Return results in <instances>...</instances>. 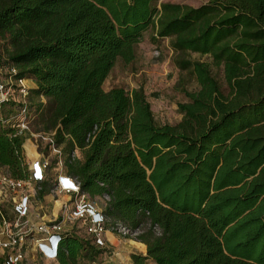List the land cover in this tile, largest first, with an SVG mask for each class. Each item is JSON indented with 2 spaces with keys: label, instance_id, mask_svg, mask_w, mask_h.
I'll return each mask as SVG.
<instances>
[{
  "label": "trees",
  "instance_id": "obj_1",
  "mask_svg": "<svg viewBox=\"0 0 264 264\" xmlns=\"http://www.w3.org/2000/svg\"><path fill=\"white\" fill-rule=\"evenodd\" d=\"M149 27L155 41L170 39L178 66L198 83L176 124L156 120L143 87L103 88L118 59L135 60ZM0 39L14 77L37 84L29 100L47 112L43 131L61 148L66 174L90 199L110 197L102 210L110 222L142 227L148 258L264 264V0L160 8L156 0H0ZM25 140L0 122V167L16 180L32 175ZM34 146L25 145L32 159ZM55 183L38 182V198ZM103 252L90 235L68 232L55 264H92Z\"/></svg>",
  "mask_w": 264,
  "mask_h": 264
},
{
  "label": "rangeland",
  "instance_id": "obj_2",
  "mask_svg": "<svg viewBox=\"0 0 264 264\" xmlns=\"http://www.w3.org/2000/svg\"><path fill=\"white\" fill-rule=\"evenodd\" d=\"M211 0H156L157 6L160 8L162 2L179 3L199 7L207 4ZM154 30L149 27L144 33L141 42L136 47V58L131 63H125L118 59L109 76L103 83V88L109 91L115 87H123L127 91L143 87L156 120L160 124H176L183 115L179 110V103L188 101L186 91H195L198 89V83L189 70L181 69L177 64L180 56L174 52L170 39H153ZM9 44L6 40L0 39V80H8L10 75V66L6 61V50ZM186 59L196 61H209L208 56H202L199 53L189 52L184 56ZM225 93L229 92L227 83L224 79L222 71L214 70ZM30 81L26 79L24 84L28 86ZM31 100H29L30 102ZM40 99H35L34 104L29 107V115L27 121L29 130L25 133L26 140L24 142L25 155L29 161L30 170L35 169L34 163L43 161L48 163L45 170V176L54 181L59 173H66L63 163L59 162L57 154L54 150L48 149V134L43 131L42 118L47 112L37 110ZM44 101H46L44 99ZM4 115H12L13 122L16 124L20 120L19 105H6L3 110ZM4 126H8L7 124ZM30 140L35 146L36 153L33 159L29 156L25 147L26 142ZM58 159V160H57ZM61 159V158H60ZM8 175V169L0 167V176ZM0 185H2L0 183ZM35 182L24 188L25 192L30 195L29 212L22 224L17 226L14 231L25 234V243L23 246L24 264H55V260H48L42 256L38 250V240L44 235L36 232L39 223L46 222L48 224L62 220L67 215V210L71 207L72 198L68 194L59 193L57 195L46 196L43 200L38 198V188ZM0 195V204L8 211L13 206L12 198L16 193L6 188ZM89 198V197H88ZM89 201L99 209L105 207L106 201L102 197H96ZM68 207V208H67ZM28 220V223L26 222ZM33 229V230H30ZM65 229L75 232L80 236L87 237L85 223L81 220L65 221ZM6 251V250H5ZM0 255V264H5L6 255ZM102 256L101 258H103Z\"/></svg>",
  "mask_w": 264,
  "mask_h": 264
},
{
  "label": "built area",
  "instance_id": "obj_3",
  "mask_svg": "<svg viewBox=\"0 0 264 264\" xmlns=\"http://www.w3.org/2000/svg\"><path fill=\"white\" fill-rule=\"evenodd\" d=\"M17 70L14 67L10 68L9 79L0 80V122L3 125H12L16 127L20 133H26L29 130V123L27 117L29 115V94L30 88L24 84L25 79H16L14 75ZM19 105L20 120L15 124L13 122V116L4 115L3 110L6 105L10 104ZM90 137V134L88 135ZM49 143L52 144V150L57 155H61V148L56 147L53 144L52 134H48ZM72 159L76 157V152L71 155ZM60 163H63V159H59ZM35 169L32 172L31 178L28 180H16L9 174L0 176V185L2 188H6L16 193L12 198L15 218H9L5 209L0 204V255L3 251H8L6 255L5 264H24V252L23 246L25 243V234L21 232H15L14 229L22 224V219L28 216L30 195L25 192L24 188L30 185L32 182L36 184L46 177L45 170L48 168V163L43 161H37L34 163ZM59 193L73 195V206L67 207V215L62 220L54 221L50 224L46 222L39 223L36 227V232L44 235L38 240V250L43 257L47 259L55 260L58 257L59 243L63 235L70 232L65 229V221L67 220H81L85 223L86 233L90 235L94 242L98 245L104 246L106 243L107 233L116 234L125 238L137 240L142 234V227L131 229L122 222H110L104 215L103 211L99 210L93 205L87 196L81 192L80 182L65 173H59L56 178V183L51 189V195H57ZM3 194V190L0 189V195ZM103 199L107 202L110 200L108 195H105ZM27 220V219H26ZM28 223V220L26 221ZM30 230H33L30 228ZM154 231L157 235H161L162 231L159 226H154ZM5 253V252H4Z\"/></svg>",
  "mask_w": 264,
  "mask_h": 264
},
{
  "label": "crops",
  "instance_id": "obj_4",
  "mask_svg": "<svg viewBox=\"0 0 264 264\" xmlns=\"http://www.w3.org/2000/svg\"><path fill=\"white\" fill-rule=\"evenodd\" d=\"M28 81H30L28 85L30 89L37 87L34 79L28 78ZM49 196H51V194H49ZM70 197L74 198L73 195H70ZM73 198L71 207L73 206ZM99 210L102 211L103 209ZM5 212L9 218L16 217L14 206H12L9 211L5 209ZM102 249L104 252L99 256V258H97L96 262H93L92 264H156L153 259L148 258L147 245L138 239L134 240L116 234L107 233L106 243L102 246ZM4 252L6 251H3L2 255H5ZM2 255L1 257H3ZM102 256L104 257L101 258ZM48 260L52 261V259Z\"/></svg>",
  "mask_w": 264,
  "mask_h": 264
}]
</instances>
